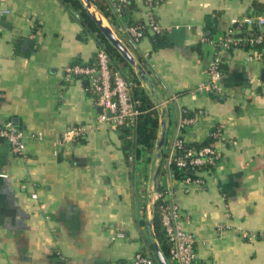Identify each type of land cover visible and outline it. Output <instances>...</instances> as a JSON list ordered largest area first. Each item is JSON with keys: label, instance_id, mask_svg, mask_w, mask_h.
<instances>
[{"label": "crops", "instance_id": "crops-1", "mask_svg": "<svg viewBox=\"0 0 264 264\" xmlns=\"http://www.w3.org/2000/svg\"><path fill=\"white\" fill-rule=\"evenodd\" d=\"M136 2L138 17L156 16L159 36L151 30L134 42L122 13L105 25L134 57L120 62L125 74L161 113L154 147L128 160L121 129L99 121L87 78L66 77L67 65L96 59V36L62 0H0V120L35 135L25 155L0 139V264H98L155 252L159 183L195 235L198 264H264V51L232 47L219 87L198 88L209 81L213 39L232 27L241 38L264 31L241 23L264 14V0ZM187 109L192 123H183ZM77 123L89 124L88 134L61 145ZM214 131L220 155L203 171L206 182L175 179V137L200 142Z\"/></svg>", "mask_w": 264, "mask_h": 264}, {"label": "built area", "instance_id": "built-area-1", "mask_svg": "<svg viewBox=\"0 0 264 264\" xmlns=\"http://www.w3.org/2000/svg\"><path fill=\"white\" fill-rule=\"evenodd\" d=\"M157 1L158 0H150V3ZM84 2L97 18L102 21L108 19L95 2L90 1V3H88L86 0H84ZM125 2L126 0H112L113 9L118 16L121 14V8ZM147 22L154 32L161 33L163 31L162 26L154 14L150 15L149 21ZM238 22H240L238 19H234V23ZM241 23H245L252 27L254 25L264 27V14L247 16ZM125 29L134 42L140 41L144 36L142 25H127ZM234 30L235 29L232 27L217 38V40L213 39L215 52L209 58L206 65L209 81L200 83L198 85L199 89H216L219 87V81L223 74L221 67L223 56L232 47L240 46L243 42H250L251 44L264 42V31H258L246 38H241ZM65 73L68 79L75 77H84L88 79L89 88L95 96L97 105L103 108V111L98 115L99 121H107L114 128L121 129L135 121L140 114L141 110L136 106V102L132 97L134 80L125 74L121 65H114L112 55L104 46L98 47L96 59L93 62H75L69 64L65 68ZM174 97L176 98V96ZM158 107H160V104ZM194 121L195 118L189 116L183 119V123H192ZM90 128L91 126L85 123L72 124L59 139V143L65 145L75 141L81 136H86ZM219 134L220 131H214L209 135L217 138L220 136ZM33 136L35 135L27 133L12 119L0 120V139H5L10 143L11 150L14 154L25 155L27 139ZM37 136L42 137L43 134L40 132ZM177 149L181 150L178 154L176 153ZM219 155L220 152L214 144H205L199 147H186L184 145V139L177 135L174 139L173 148L169 154L168 160L169 164L174 161L181 167L200 170L201 173L198 175H187L183 181L187 186L194 184L203 185L206 182L204 172L208 171L211 166L217 162ZM3 174L6 175V173ZM33 197H37V193H33ZM160 214L171 245L169 252L171 260L167 258L169 263L172 261L171 264H198L197 252L195 249V235L178 222L179 213L176 206L172 202L162 204L160 207ZM152 230L154 231L153 227ZM245 234L247 235L248 232H245ZM119 235H123V233L119 232ZM68 264L75 263L70 261ZM98 264L161 263L155 252L138 250L131 258L107 260Z\"/></svg>", "mask_w": 264, "mask_h": 264}, {"label": "trees", "instance_id": "trees-1", "mask_svg": "<svg viewBox=\"0 0 264 264\" xmlns=\"http://www.w3.org/2000/svg\"><path fill=\"white\" fill-rule=\"evenodd\" d=\"M66 5L70 14L77 18L83 26V33L95 35L99 46H104L112 55L114 60V65H120V62L129 63V61L124 57V55L115 47L112 42L108 39L106 34L103 32L94 14L89 9L88 5L85 4L84 0H62ZM96 3L98 8L107 16L110 17L113 23L118 22V15L114 11L112 6V0H90ZM114 1V0H113ZM161 1V0H159ZM138 10V5L136 0H126L125 4L121 8V13L124 19L128 21V25H142L144 30V36L152 30L142 17H138L136 12ZM245 26V25H244ZM254 28L258 31V25H254ZM97 32V33H96ZM83 33L81 37H83ZM159 36V33L155 32L153 37ZM251 44L250 42L246 43ZM253 47L264 51V42L252 44ZM222 69L224 65L221 64ZM88 80V79H87ZM132 97L136 102V106L141 110L140 114L137 116L135 121L131 124L121 128V138L122 147L125 151L127 159H131L133 153L139 155L142 149L151 150L156 142L158 135V128L160 125V110L155 107L154 102L151 100L150 96L146 93L144 88L140 85L139 81H136L133 86ZM194 114L190 110H186L185 115L191 116ZM183 138V135H179ZM216 137L209 135L203 141L190 142L184 139V145L186 147L191 146H203L205 144H214ZM181 150L177 149L176 153H180ZM170 170L173 177L177 180H184L187 175L196 176L201 173L198 169H191L186 167H181L172 161L170 163ZM160 192L154 206V215L152 219V224L154 228V236L158 241V245L163 251V253L168 256L170 252V241L168 239L166 230L163 226L160 214V207L162 204L170 203V198L168 196L167 189L161 183L157 186ZM145 223H148L145 222Z\"/></svg>", "mask_w": 264, "mask_h": 264}, {"label": "water", "instance_id": "water-1", "mask_svg": "<svg viewBox=\"0 0 264 264\" xmlns=\"http://www.w3.org/2000/svg\"><path fill=\"white\" fill-rule=\"evenodd\" d=\"M88 3H90V0H86ZM94 18L96 19L97 23L103 30V32L106 34L108 39L112 42V44L118 48V50L121 51V53L131 62H134V57L128 50V48L124 45V43L120 40V38L116 35L113 28L110 25H105L103 21L94 14ZM27 42V41H26ZM100 111H103V108L100 106ZM152 223L150 222V228L152 229ZM155 253L158 256L161 264H170L166 255L163 253L161 248L159 247L158 243H155Z\"/></svg>", "mask_w": 264, "mask_h": 264}, {"label": "rangeland", "instance_id": "rangeland-1", "mask_svg": "<svg viewBox=\"0 0 264 264\" xmlns=\"http://www.w3.org/2000/svg\"><path fill=\"white\" fill-rule=\"evenodd\" d=\"M110 25V24H109ZM167 258L169 259V260H171V257H170V254L167 256ZM172 262V261H171Z\"/></svg>", "mask_w": 264, "mask_h": 264}, {"label": "bare ground", "instance_id": "bare-ground-1", "mask_svg": "<svg viewBox=\"0 0 264 264\" xmlns=\"http://www.w3.org/2000/svg\"><path fill=\"white\" fill-rule=\"evenodd\" d=\"M103 22H104V24H107L106 20H104Z\"/></svg>", "mask_w": 264, "mask_h": 264}]
</instances>
